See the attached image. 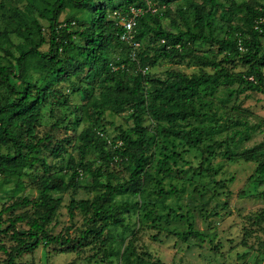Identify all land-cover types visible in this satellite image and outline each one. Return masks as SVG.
<instances>
[{
	"label": "trees",
	"instance_id": "obj_1",
	"mask_svg": "<svg viewBox=\"0 0 264 264\" xmlns=\"http://www.w3.org/2000/svg\"><path fill=\"white\" fill-rule=\"evenodd\" d=\"M216 1L202 0L194 7L193 32L163 28L161 21L169 16L165 0H24L22 9L2 18L0 87L12 99H0V177L2 184L12 182L16 187L21 186L23 178H30L39 190L35 199L22 197L0 211V235L9 236L15 243L8 253L0 246V252L7 254L4 264H20L16 261L21 254L40 245H56L74 252L89 237L103 245L111 238L112 229L126 227L125 217L140 209L137 202L116 201L115 197L142 194L151 181L155 182L158 197L171 195L173 191L164 190L165 179L186 178L190 172L192 178L212 177L217 169L212 168L211 160L217 155L228 161L255 162L254 176L264 179V143L240 149L255 126L235 118L226 107L245 92L264 97V0L255 5L225 0L227 9ZM151 6L160 10L154 8L152 12ZM131 8L143 11L133 32V41L140 44L135 59L131 57L134 48L120 40L124 30L119 19L129 18ZM214 9L224 11L227 23L236 16L240 24L229 23L227 36L221 40L207 33L209 24L205 19ZM108 11L113 18H108ZM195 43L215 46L217 55H221L219 61L199 59L211 73L186 75L171 71L158 79L142 71L160 61L191 58L190 45ZM235 62L245 70L233 71ZM29 76L33 77L31 81ZM78 76L81 79L75 81ZM62 83L71 86L70 94L80 95L88 103L71 107L73 126L106 110L114 115L127 111L132 127L116 135L109 143L110 150L101 131L92 126L61 140L77 150L79 160L67 162L65 171H56L46 163L45 156L62 157L64 145L56 138L54 141L52 135L34 136L33 129L49 99L64 96L62 106L68 108L66 95L59 90ZM92 150L98 157L97 166L86 161ZM190 150L202 157L197 167L184 159ZM181 164L189 167L182 169ZM123 165L128 176L116 181L112 167ZM83 174L91 178L89 184L80 183ZM78 190L94 193L91 199H72L68 205L70 214L77 208L87 218V228L74 238L51 235L47 227L62 202L52 192ZM21 208L30 212L2 220L3 214L13 215ZM18 223H25L27 229L17 230ZM179 238L186 242L204 236L188 224ZM102 255L116 258L120 264H165L139 251L133 240L121 251L103 248Z\"/></svg>",
	"mask_w": 264,
	"mask_h": 264
},
{
	"label": "rangeland",
	"instance_id": "obj_2",
	"mask_svg": "<svg viewBox=\"0 0 264 264\" xmlns=\"http://www.w3.org/2000/svg\"><path fill=\"white\" fill-rule=\"evenodd\" d=\"M165 1H168L165 8L169 9V16L161 21L163 28L171 32H175L176 29L193 32L194 7L203 3L202 0ZM240 1L255 5L259 0H237L238 3ZM216 2L224 4L225 9L228 8L225 0ZM23 4L24 0H0V25L3 22L2 18H6L13 10L22 9ZM204 6L209 10L207 4ZM151 7L157 11L160 10L157 6ZM209 12L210 15L205 19L209 24L207 33L217 40L227 36L229 23L240 25L236 16L227 23L228 19L224 11L220 9ZM108 14V18L114 17L111 11H108ZM237 14L238 17L241 16V13ZM64 17L65 13L59 20L62 21ZM41 23L45 27V23ZM46 48V46L43 47V49ZM261 48L264 54V40L261 41ZM190 50L191 58L179 62L160 61L149 69V76L164 79L171 71L186 75L200 72L211 73L212 70L202 66L199 59L205 57L216 61L221 59V55H217L215 46L195 43L190 45ZM232 70L244 71L245 67L235 62L232 64ZM262 72L264 74V68ZM32 78L29 76L28 81ZM79 79L81 76L74 80ZM59 90L66 95L68 108L62 106L64 96L55 101L49 99L33 129L34 136L41 138L52 135L54 141L56 138L58 143L64 145L65 152L62 157L56 159L49 155L45 156L46 163L56 171H65L67 162L79 160L77 150L71 145L61 143V140L66 141L69 136L74 137L92 126L95 131H101L100 134L107 141L106 149L110 150L109 143L116 135L132 127L127 111L114 115L106 110L99 112L98 116L83 120L78 126H73L74 116L70 114L71 107L87 106L88 103L82 96L70 94L69 91L72 88L68 83H62ZM95 91L97 93V88ZM10 97L9 93L0 87V99L2 101L12 99ZM226 107L227 112L235 118H242L255 126L250 139L244 141L240 149H248L264 143V97L262 95L245 92L239 95L237 100L230 101ZM2 150L6 151V148ZM201 158V155L194 150L184 155L185 161L192 167H197ZM97 159V154L93 150L86 157V161L94 166L98 165ZM189 165L181 164V168L186 169ZM211 166L217 169V174L212 177L192 178L190 172L186 178L165 179L164 190L173 191L171 195L158 197L154 192L155 182L151 181L142 194L115 197L116 201L137 202L140 209L125 217L126 227L112 229L111 238L103 245L100 240L90 239V237L84 246H79L74 252H66L56 245L47 248L40 245L38 249L30 253L21 254L16 262L20 264H120L116 258L103 257L102 249L108 250L112 247L121 251L129 240H133L139 251L147 252L154 260L165 264H264V196H260L264 192V179L254 176L256 163L243 160L228 161L217 155L211 160ZM112 170L116 181L124 180L128 176L124 165L112 167ZM64 173L61 172V175ZM1 179L2 177H0V211L22 197L35 199L39 193L36 181L30 178H23L19 187L12 182L2 184ZM79 181L82 185H86L90 183L91 178L83 174ZM220 183H223L224 187L220 186L222 185ZM52 195L60 197L62 202L47 229L53 236L60 234L70 238L77 237L87 228V218L77 208L70 214L69 202L72 199L74 201L91 199L94 193L78 190L52 192ZM24 212H30V210L21 208L15 210L13 215L3 214L2 220L5 221ZM188 224H191L193 230L201 233L204 238L202 240L193 238L186 242L180 240L179 235L187 230ZM16 229L25 230L27 226L25 223H18ZM0 246L8 253L15 247V243L9 236L0 235ZM6 260L7 254L0 252V264H4Z\"/></svg>",
	"mask_w": 264,
	"mask_h": 264
},
{
	"label": "built area",
	"instance_id": "obj_3",
	"mask_svg": "<svg viewBox=\"0 0 264 264\" xmlns=\"http://www.w3.org/2000/svg\"><path fill=\"white\" fill-rule=\"evenodd\" d=\"M152 12L155 11V9L149 8ZM131 16L129 18L122 17L119 19V24L123 27L124 32L120 36V40L127 42L130 44L134 49V51L131 53L132 59H135V52L137 49L140 48V44L133 41V32L135 30V27L137 25V17L141 16L143 14V11L141 8H131L130 9ZM241 49V48H240ZM143 72H148L149 68L145 67L142 69Z\"/></svg>",
	"mask_w": 264,
	"mask_h": 264
}]
</instances>
